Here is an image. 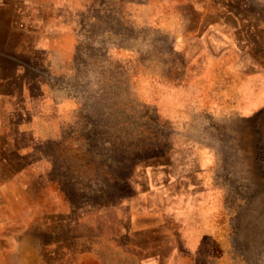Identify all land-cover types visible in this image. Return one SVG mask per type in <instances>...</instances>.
<instances>
[{
  "label": "rangeland",
  "instance_id": "374dc122",
  "mask_svg": "<svg viewBox=\"0 0 264 264\" xmlns=\"http://www.w3.org/2000/svg\"><path fill=\"white\" fill-rule=\"evenodd\" d=\"M52 1L15 2L0 54L13 260L264 264V5L206 52L179 0Z\"/></svg>",
  "mask_w": 264,
  "mask_h": 264
},
{
  "label": "crops",
  "instance_id": "0c3cea01",
  "mask_svg": "<svg viewBox=\"0 0 264 264\" xmlns=\"http://www.w3.org/2000/svg\"><path fill=\"white\" fill-rule=\"evenodd\" d=\"M25 1V0H0V54H9V22H11L17 12L15 11V2ZM28 3L41 5L44 7L43 14L40 16L42 20L46 17L45 4L46 0H26ZM182 5L185 6V12L181 14L179 19L191 21L190 26L191 31L190 36L197 32L201 44L205 45L206 52L208 51L210 44L208 38H214V43L217 41V45L220 48L223 39L228 40L229 43L232 41L233 36L236 37L238 20L244 19L243 15L246 13L241 12L240 5L247 4H261L264 5V0H179ZM55 6L62 5L63 3H70L79 5L75 7L81 15L82 19L90 18V11L92 9V1L86 0H53ZM110 3V2H109ZM125 3H129V0H112V4L118 7V15H124L125 13L120 9ZM135 4L140 5V2H135ZM102 8L106 5L105 2L102 3ZM105 4V5H104ZM150 5L157 7L159 1L155 0L150 2ZM163 7L167 8L168 3H160ZM74 8V10H75ZM189 8V9H187ZM73 10V8H72ZM73 10V11H74ZM72 11V12H73ZM71 12V13H72ZM188 12V13H187ZM104 15V14H102ZM102 16V19L108 18ZM44 16V17H43ZM168 16V15H167ZM17 17V16H16ZM60 17V16H59ZM261 19L264 21V13L261 15ZM40 20V18H39ZM264 30V23L260 27ZM216 40V41H215ZM211 41V40H210ZM209 56L212 57L211 51ZM7 56V55H6ZM1 90V89H0ZM9 101V96H0V264H9V262L14 261L13 258L16 256L15 251H17L19 242L22 241L19 234H23L22 217L14 216L13 212L22 210V206L12 204V195L9 193V185L11 180L19 179L21 162H14L12 158H9V153L14 147H10L11 138L9 137V121L3 120V117L8 116L9 107L7 102ZM17 158H20L19 156ZM12 159V160H10ZM20 161V160H19ZM19 165V167H14ZM23 245V244H22ZM50 258H43V263H46ZM12 264H17L15 261Z\"/></svg>",
  "mask_w": 264,
  "mask_h": 264
}]
</instances>
